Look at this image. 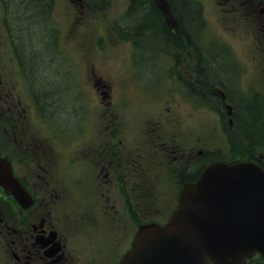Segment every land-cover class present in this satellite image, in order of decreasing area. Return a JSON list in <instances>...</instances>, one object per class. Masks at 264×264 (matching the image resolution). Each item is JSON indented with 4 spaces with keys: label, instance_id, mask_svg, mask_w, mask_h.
<instances>
[{
    "label": "flooded vegetation",
    "instance_id": "flooded-vegetation-1",
    "mask_svg": "<svg viewBox=\"0 0 264 264\" xmlns=\"http://www.w3.org/2000/svg\"><path fill=\"white\" fill-rule=\"evenodd\" d=\"M57 1L0 0V155L28 196L20 203L0 186V264H118L139 228L168 221L209 162L212 133L227 139L240 109L264 103L254 84L242 87L240 63L210 68L196 51L211 31L203 2L220 16L215 39L247 42L257 60L264 0H185L189 25L166 0L176 31L153 0H128L79 67L59 47ZM101 1L70 0L82 16ZM115 42L129 51H110ZM158 77L166 96L151 89Z\"/></svg>",
    "mask_w": 264,
    "mask_h": 264
},
{
    "label": "water",
    "instance_id": "water-1",
    "mask_svg": "<svg viewBox=\"0 0 264 264\" xmlns=\"http://www.w3.org/2000/svg\"><path fill=\"white\" fill-rule=\"evenodd\" d=\"M12 180L0 157V185L18 196ZM178 201L164 227L139 230L120 264H244L255 252L264 258L263 168L211 163Z\"/></svg>",
    "mask_w": 264,
    "mask_h": 264
},
{
    "label": "rangeland",
    "instance_id": "rangeland-1",
    "mask_svg": "<svg viewBox=\"0 0 264 264\" xmlns=\"http://www.w3.org/2000/svg\"><path fill=\"white\" fill-rule=\"evenodd\" d=\"M106 2L107 3H102L101 6L96 8L94 11H92L90 8L86 9L83 16L79 14V11L75 10L70 0H58L56 4L54 5L52 20H56V24L61 25L62 31H63L62 38H61V44H59V47L62 50L65 49L68 56L72 57L73 59L77 61L78 67L83 63V61L85 62L90 61L88 59L94 58L93 53H95V50L93 49L94 46L91 45L92 37L95 36V33L97 31H99L101 23L103 22L106 23L109 20H111V18L118 16L122 12L124 7H126V4H127V0H106ZM203 3H204V9H205L204 17H206V19L208 20V24H209L211 32H207L205 34V38L197 40V43L200 49L204 50L205 53H209V55H212V53L216 51H222L223 53L226 52L228 54V52H231L228 49V46H232L237 52V57L239 58L240 63L244 66L243 67L244 83H242V87L245 88L248 85L254 84L256 89L260 88L261 90H264L263 63L260 60L261 65H257L256 62L258 61V59L251 60L250 53H249L251 49H247L245 42H242L241 44L237 41H227V42L220 43V41H216V39L214 38H212L213 41L206 40V36L211 35V37H213L214 35H222L221 32H223V29L221 28V25L217 22V19L220 20L218 11L213 10L216 4L212 2H206V1ZM82 18L85 21L84 26H83V41L77 39V27H76L80 25L79 22L81 21ZM92 21H94V23H93V26L90 27L89 25L92 24ZM113 45L115 47H113L110 51H120V50H122V52L128 51L127 43L125 44V43L115 42ZM226 48L229 51H227ZM216 56H219V55H216ZM212 61H215L214 65H216V67L218 68L223 67L221 62L224 60H222V58L211 59L210 64ZM225 65H227L226 62H225ZM87 67H90V63H87L86 68ZM163 67H165V65H163ZM234 67L237 68V65L235 64ZM69 80H70V75H68L67 82ZM151 89L153 92L158 93V94H161L163 92L162 90H160L159 83H156L154 86H152ZM66 96H68L69 101L70 100L74 101L76 99V96H73L70 90L67 91ZM259 107L261 108L260 117H262L264 114V106L261 103H259ZM211 124H213L212 121H211ZM201 126L203 127V124ZM197 131H198V128H197ZM210 131H211V128L208 127L207 132H210ZM258 139H259L258 149L260 152H264V135L261 134L260 136H258ZM210 140H211L210 145L212 149H220L221 153L223 154L225 153L224 146H223L224 141L222 139H219L214 136L213 137L210 136Z\"/></svg>",
    "mask_w": 264,
    "mask_h": 264
},
{
    "label": "trees",
    "instance_id": "trees-1",
    "mask_svg": "<svg viewBox=\"0 0 264 264\" xmlns=\"http://www.w3.org/2000/svg\"><path fill=\"white\" fill-rule=\"evenodd\" d=\"M150 3V2H149ZM175 8H177L180 17L179 19L183 20L186 25H189L192 20L193 12H188V7L186 5L185 0H174L172 3ZM190 13V15H187ZM154 14V13H151ZM155 14L151 17H148L149 20H153ZM178 46V44H176ZM261 108H243L238 111L239 115L237 120L235 121V128L234 132L237 133V135L242 134L243 138L242 140L234 139L233 144L236 148H245V150L251 152L252 145L258 140V136L261 135V132L263 130V123H262V117L261 116ZM243 143H241V142ZM248 152V153H249ZM244 152H241V154ZM251 155V153H249ZM246 264H264V261L259 256H254L250 258Z\"/></svg>",
    "mask_w": 264,
    "mask_h": 264
}]
</instances>
